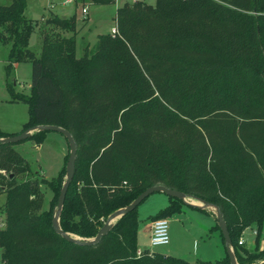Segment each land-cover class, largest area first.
I'll return each mask as SVG.
<instances>
[{
    "label": "trees",
    "instance_id": "trees-1",
    "mask_svg": "<svg viewBox=\"0 0 264 264\" xmlns=\"http://www.w3.org/2000/svg\"><path fill=\"white\" fill-rule=\"evenodd\" d=\"M26 5L0 3V43L9 45L7 76L15 62H31L30 94L7 83L11 99L28 105L20 131L57 124L75 140L60 227L92 237L112 211L162 183L218 205L238 263L264 264V248L238 243L245 228L254 226L255 240L264 228V0L125 3L115 32L98 33L80 56L74 15H49L39 52L30 48L37 22ZM20 131L0 128V137ZM14 144L0 141V264H231L227 253L195 263L149 247L138 254L137 206L96 242L64 238L52 217L69 145L56 176L18 178L31 163ZM42 184L53 192L47 207ZM167 196L145 223L182 210Z\"/></svg>",
    "mask_w": 264,
    "mask_h": 264
},
{
    "label": "rangeland",
    "instance_id": "rangeland-1",
    "mask_svg": "<svg viewBox=\"0 0 264 264\" xmlns=\"http://www.w3.org/2000/svg\"><path fill=\"white\" fill-rule=\"evenodd\" d=\"M10 0H0L7 4ZM135 0H111L107 2H93L85 0H26L25 14L34 18L37 22L36 29L30 33L28 46L39 52L40 39L38 30L47 17L52 14L69 17L74 15L76 19V55L83 53L86 42L91 45L96 41L97 34L110 31L115 25V13L117 6L131 3ZM155 4L156 0H143ZM87 5V14L82 13V6ZM70 34L69 32H66ZM9 45L0 43V128L8 131H20L29 115L26 102L12 100L8 82L12 83L14 92L30 94L31 62L18 61L13 64L12 73L7 76L5 63ZM15 148L31 163V169L27 173H21L18 178L38 177L52 178L56 176L64 163V155L68 152V142L65 136L56 130H46L42 140L25 138L15 141ZM65 164V163H64ZM45 193L44 205L53 192L45 184H42ZM167 194L163 191H154L146 196L137 205V215L140 220V229L137 233L139 246H147L154 251L180 256L191 263L199 259H218L226 254V249L220 229L212 227L217 223L215 214L209 207H199L184 204L182 210L168 218L169 242L166 244L150 245L149 233L144 228V221L155 214L167 204ZM4 194H0V204ZM3 215L0 213V222ZM256 230L254 226L244 229L240 237L249 249L264 248V228L255 240ZM2 247L0 245V258Z\"/></svg>",
    "mask_w": 264,
    "mask_h": 264
},
{
    "label": "water",
    "instance_id": "water-1",
    "mask_svg": "<svg viewBox=\"0 0 264 264\" xmlns=\"http://www.w3.org/2000/svg\"><path fill=\"white\" fill-rule=\"evenodd\" d=\"M64 17V16H62ZM40 129H45V130H56L61 132L69 145V154L65 163V178L62 183V186L60 188L58 198H57V203H56V208L52 217V226L53 228L60 233L64 238L78 242V243H91V242H96L100 239V237L106 233L114 224L115 220L119 218L122 214L126 213L129 210H132L135 208L146 196H148L150 193L154 191H163L167 195H171L174 197H178L183 200V202L186 204H191L194 206H199V207H209L212 212L215 214L216 219H217V225L219 226L220 232L223 237V242L224 246L226 249V253L229 257L230 263L231 264H239L231 242V238L228 232V228L225 222V219L223 217L221 209L218 207V205L209 202L207 200L195 197L193 195H189L184 193L181 190L175 189V188H170L167 187L166 185L162 183H157L154 185H149L145 189H143L134 199H132L128 204L125 206L119 207L112 211L105 219L104 223L102 226L98 229L96 234L92 237H81L79 235L73 234L71 232L65 231L60 227L59 224V214L64 202L65 194L67 187L73 177L74 174V165H75V156H76V144L75 140L72 136V134L64 127L57 125V124H35L32 125L18 133H14L5 137H0V141H18L21 139L27 138L33 130H40Z\"/></svg>",
    "mask_w": 264,
    "mask_h": 264
},
{
    "label": "built area",
    "instance_id": "built-area-1",
    "mask_svg": "<svg viewBox=\"0 0 264 264\" xmlns=\"http://www.w3.org/2000/svg\"><path fill=\"white\" fill-rule=\"evenodd\" d=\"M71 1V0H66ZM88 7L87 5L82 6V13L87 14ZM111 33L115 32V26L111 27ZM4 172V169H1ZM1 224V222H0ZM150 245L166 244L169 242L168 235V217H158L151 221L150 225V236H149ZM244 239L239 237L238 243H243ZM141 248H138L137 253L140 254Z\"/></svg>",
    "mask_w": 264,
    "mask_h": 264
},
{
    "label": "crops",
    "instance_id": "crops-1",
    "mask_svg": "<svg viewBox=\"0 0 264 264\" xmlns=\"http://www.w3.org/2000/svg\"><path fill=\"white\" fill-rule=\"evenodd\" d=\"M66 2H70V1H66ZM83 5V4H82ZM55 14V13H54ZM4 130V129H3ZM6 131H8V130H6ZM9 132H15V131H9ZM168 198V197H167ZM167 203H168V200H167ZM172 216V215H171ZM170 216H168V218H169ZM152 221V220H151ZM151 221H148V222H146V223H144L145 225H144V228L148 231V233H149V236H150V225H151ZM213 227V226H212ZM140 229V228H139ZM139 229H138V231H139ZM244 231V230H243ZM243 233V232H242ZM144 247H147V246H144ZM138 248H143V247H141V246H139V244H138Z\"/></svg>",
    "mask_w": 264,
    "mask_h": 264
}]
</instances>
